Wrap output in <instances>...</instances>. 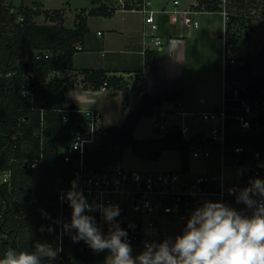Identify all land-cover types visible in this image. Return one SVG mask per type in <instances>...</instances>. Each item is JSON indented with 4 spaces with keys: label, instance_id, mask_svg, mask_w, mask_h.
Segmentation results:
<instances>
[{
    "label": "trees",
    "instance_id": "16d2710c",
    "mask_svg": "<svg viewBox=\"0 0 264 264\" xmlns=\"http://www.w3.org/2000/svg\"><path fill=\"white\" fill-rule=\"evenodd\" d=\"M4 1L0 0V165L10 166L13 176L10 185H0V257L9 248L34 251L37 242L55 241L60 217L58 196L62 189L71 187L78 158L74 155V160L67 162L64 154L73 137L84 130L81 112L71 111L68 122L63 120L61 109L65 107V87L68 90L79 87L72 73L83 75V88L101 87L106 82L110 92L122 91L126 102L129 89L141 93L140 102L126 114L123 126L107 127L108 134L102 136L99 145L86 149L85 160L96 173L106 172L111 163L121 160L126 145L140 156L157 158L164 150H179L187 159L191 143L198 142L196 138L191 142L184 141L182 134L174 128L166 135L152 139L134 137V130L141 119L152 115L157 106L181 99L183 88L164 95H152L146 88V75L126 80L101 69H75L77 46L83 45L90 31L88 16L110 17L117 7L105 0H94L99 5L82 10L77 15L76 26L67 28L62 10H46L45 19L51 23L38 24L35 18L42 12L40 9L6 5ZM21 15L24 19L20 22ZM236 23L238 25L231 34L235 54L243 43L244 34L239 32L249 27L244 19H237ZM39 51L48 52L50 59H36L35 53ZM237 58L244 60L246 65L229 64L226 78L247 80L248 96L261 99L264 56L258 53ZM145 65L151 73L154 71V50H146ZM53 70L60 71L62 75H52ZM255 72L260 76H255ZM27 81L28 88L25 87ZM27 90L29 93L24 95L22 92ZM227 104L231 114L237 102L230 100ZM75 109L80 108L76 106ZM257 120L251 135L243 136L240 131L233 130L229 134L227 148L242 143L254 149H264V117ZM203 144L218 147L210 141ZM41 156L43 162L35 168L23 161ZM32 199L36 201L31 203ZM71 212L67 205L64 222H70ZM45 214L51 219L45 218ZM50 225L55 228L54 232L40 231L41 226L47 229ZM72 234H75L74 230ZM64 236L62 254L65 263L61 264H107L108 250L93 254L84 241L73 243L69 234ZM43 264H48V260Z\"/></svg>",
    "mask_w": 264,
    "mask_h": 264
},
{
    "label": "built area",
    "instance_id": "2783aa9c",
    "mask_svg": "<svg viewBox=\"0 0 264 264\" xmlns=\"http://www.w3.org/2000/svg\"><path fill=\"white\" fill-rule=\"evenodd\" d=\"M117 10L132 11L140 13L144 18L146 29L144 31V43L147 49L161 47L164 44V36L160 30L159 18L166 17L172 24H181L188 17H192V25L200 27V21L195 16L203 12H219L223 19L224 58L223 70V100L218 110L206 112H187L178 110L176 114L182 118L181 122L171 121L169 114L162 112L155 117L154 129L160 136L166 135L172 128L182 134L184 141L191 142L197 139V143H191L189 155L186 159V168L190 157L196 159H218L220 170L211 173H202L193 179L184 174L185 169L164 170V171H140L127 168L122 160L111 163L106 172L96 173L85 160V152L88 147L97 146L102 136L107 135V127L104 125L103 114L96 109H71L65 106L61 109L64 112L63 120L68 122V113L71 111L81 112L84 115V130L78 132L66 149L64 160L70 162L76 160V168L73 172V180H77L79 189L89 203H103L104 205H119L120 216L117 221L120 227L127 231L128 242L136 246L144 247L145 241L159 243L171 237L173 231H182L186 225L190 213L204 200L223 201L245 215H251V210L243 203L237 204L235 197L229 195L230 188L243 189L247 187L250 179H264V149H254L242 143L235 144L231 149L227 148L229 134L238 130L241 134L251 135L253 127L258 124L256 119L264 117V88H262L261 99H251L247 80L226 78V71L229 64L245 66L244 60H239L234 53L235 44L231 39L237 19H244L250 25L254 19H264V0H189L184 5L182 0H173L172 7L164 6L160 9L153 8L152 0H117ZM24 19L23 15L18 21ZM248 25V26H249ZM248 28V27H247ZM247 28L241 32L244 34ZM101 34V32H99ZM247 34V31H246ZM78 52L83 50L81 45L77 46ZM48 52H36V59H50ZM7 74V75H11ZM61 72L53 70L52 75H60ZM76 85L81 87L83 75L77 74ZM132 76V80H135ZM25 87H29V81ZM101 89L109 90L105 82ZM29 90L23 91L24 95ZM134 92H128L133 94ZM235 100L237 106L229 114L227 102ZM179 107L183 104L178 103ZM194 117L196 120L212 124L207 130H192L187 118ZM256 121V122H255ZM207 131V133H206ZM210 141L218 147L204 145L203 142ZM2 155L0 154V161ZM13 160V159H12ZM25 163L32 168L43 162V156L38 159H24ZM1 163V162H0ZM228 167L239 169L241 172L242 184L237 185L236 180H228L225 176V169ZM13 171L10 166L0 165V185L11 184ZM64 188L58 196L60 206L59 222L67 219V201H61V192H67ZM36 199H32L35 202ZM95 216L100 230L107 234L108 224L104 222L99 212L89 213ZM2 213H0L1 223ZM61 224L59 223L58 233L55 241L50 242L53 247H60L55 260L48 261V264L65 263L63 257L65 236L62 235ZM1 239V237H0ZM91 250V249H90ZM93 254H97L91 250ZM101 253V252H100Z\"/></svg>",
    "mask_w": 264,
    "mask_h": 264
},
{
    "label": "rangeland",
    "instance_id": "374dc122",
    "mask_svg": "<svg viewBox=\"0 0 264 264\" xmlns=\"http://www.w3.org/2000/svg\"><path fill=\"white\" fill-rule=\"evenodd\" d=\"M105 2L115 7L118 5L117 0H105ZM172 2L173 0H153V8L157 9L163 4L171 8ZM182 2L184 5H187L189 0H182ZM4 3L6 5L14 4L16 7L21 5L35 6L36 9H40L42 12L37 14L36 17V22L38 24L51 23L49 20L45 19L44 13L46 10H62L64 12L65 26L67 28H74L76 26L77 15L82 10H89L93 6L99 5V3L94 2V0H5ZM123 16H125V18H123ZM139 16L142 15L137 12L124 13L121 10L114 15L113 19H105L106 22L100 17H95L92 27L90 26V31L86 35V38L95 44V50L93 52H96V54L94 56L98 57L101 52H109L104 50L101 46V41L111 32L110 27H117L118 29L121 27L122 22H125L124 19L126 18L129 23L132 24L135 22L138 24V19H140ZM196 18L201 22L200 28H195L192 25V17H188L181 25H170L172 30H174L173 27L177 28L175 29L177 34L184 33L186 35V37L175 38L185 40L184 44L188 45V50L184 49L186 52H170V50L167 49L168 38L165 41L164 48L151 46V49L154 50V65L156 71L158 70L159 72L161 69L164 72V74L156 76V82L160 81L161 83V86L158 87L157 90L164 95L177 90L176 87H179V84L184 82L188 83L186 89L190 99L188 103L193 106L192 110H194V112H199L200 110H212L215 106H222V84L224 75L221 64L224 58V42L222 39L224 27L222 15L219 12H203L197 15ZM162 19L166 22L165 18ZM164 25H166V23H164ZM181 27L182 29H179ZM248 30L251 32L250 38L248 39V35H246L245 31L243 43L238 51L239 53L237 52L236 55L243 56L257 54L259 52L264 55V19H254L249 25ZM98 31H101L104 35L101 36L98 34ZM220 33L221 37H219ZM117 36L118 35H115V37ZM120 46V43L112 45L114 49H119L118 47ZM109 48L110 47H107L106 49ZM90 52H92V50H90ZM183 55H186L188 69L181 68L180 66L179 61L184 58ZM142 65V69L145 67L146 77H150L151 71H149V68L144 62ZM72 74L74 78L76 74ZM185 74L187 76L182 79ZM61 75L62 73L58 76ZM175 77H178V79H173ZM137 94L138 93L129 94L128 101L126 102L121 92H104L101 87L90 86L86 88H70L65 91V99L66 105L71 106L76 104L74 101L76 98H81V101L77 103L79 108L83 110H100L103 114L104 125L106 127L121 128L125 123L126 114L140 102L141 94ZM168 108L177 109V106L173 102H167L165 105L157 106L152 115L142 118L134 130V137L140 140L159 137L160 135L156 133L154 129L155 117L159 111H164ZM179 121L181 122L182 119L179 118ZM187 122L194 131L197 129L208 131L210 128V123L196 120L194 117L187 118ZM121 160L127 168L140 171L185 169L184 174L189 179H193L202 173L206 174L220 170V161L218 159H196L190 157L188 160V168H186V157L179 150H164L159 157L149 158L136 154L130 145L124 147L121 153ZM225 176L230 181L236 180L238 186L242 184L241 172L239 169L228 167L225 169ZM141 247L142 246H139L138 248ZM138 248L134 249L132 247L133 256L143 251Z\"/></svg>",
    "mask_w": 264,
    "mask_h": 264
},
{
    "label": "clouds",
    "instance_id": "9594fccd",
    "mask_svg": "<svg viewBox=\"0 0 264 264\" xmlns=\"http://www.w3.org/2000/svg\"><path fill=\"white\" fill-rule=\"evenodd\" d=\"M229 195L236 203L251 210L245 215L225 202L204 200L189 215L181 234L163 241H145L144 249L133 256L128 233L117 221L119 205L89 203L79 189L77 180L67 192H61V201L72 209L70 222H59L62 235L69 234L73 243L84 241L96 253L108 250V264H264V179H250L243 189L230 188ZM99 212L108 224L107 234L97 225ZM45 218L51 219L45 214ZM54 232L51 225L40 231ZM74 230L75 234H72ZM62 248L37 242L34 251L9 248L0 264H43L57 258Z\"/></svg>",
    "mask_w": 264,
    "mask_h": 264
},
{
    "label": "crops",
    "instance_id": "0c3cea01",
    "mask_svg": "<svg viewBox=\"0 0 264 264\" xmlns=\"http://www.w3.org/2000/svg\"><path fill=\"white\" fill-rule=\"evenodd\" d=\"M164 6H166V5L163 4L160 7H158L157 9L163 8ZM24 7H31V6H24ZM119 11H121V10H116L114 15L116 13H118ZM123 12L124 13H131L132 11H123ZM114 15H112L110 17L99 16V15L88 16L89 28H90V26L92 27V23L94 21L93 19L95 17H100V18L104 19L103 21L106 22L105 19H113ZM139 17H140V19H138V24H136L135 22L131 24V23H129L128 19L126 18V19H124L125 22H122L121 27H119L118 29H117V27H110L111 32H109L108 35L105 36L104 39L101 41V46L104 48V50L109 51V52H101L102 55L100 54L98 57L94 56L96 54V52H93L95 50L94 42H90L88 40V38H85L84 43H83L84 45H82L83 50L77 52L74 55L75 69H78V70H80V69H90V70L101 69V70H105L110 75L123 76L126 80L130 79V77H132V76L140 77L142 75H145V73H146L145 67L142 69V66H143L142 63L143 62L145 63V52L144 51L146 49V45L144 43V39H145L144 38V31L146 29V26L144 24L143 16H139ZM123 18H125V16H123ZM194 19H197L196 16L194 17ZM35 20H36V18H35ZM159 20H160V30H161L160 32L164 36V44L161 46V48H164L165 43H166L165 41L168 38L167 49H169L170 52H186V50H184V49L188 50V45L184 44L185 40L175 39V38L184 37V36L186 37V35L184 33L177 34L175 32V29H177V28L173 27L174 30H172V28H170V25H172V23H170L167 19H165L166 22H164V19H162V17L159 18ZM164 23H166V25H164ZM174 25L178 26L181 24H174ZM200 27H201V22H200ZM165 28H166V30H165ZM179 29H182V27ZM246 31H247L246 35H248V38H250L251 32L248 30V28L246 29ZM99 32H101V31H98V34H99ZM100 35L102 36L104 34L101 32ZM115 35H118V36L115 37ZM219 37H221V33L219 34ZM118 43H120L121 46L118 47L119 49H114V47H112V45L118 44ZM107 47H110L112 49H110V48L106 49ZM149 49H151V48H149ZM90 50H92V52H90ZM151 50H153V49H151ZM259 53H261V52H259ZM248 55L255 56L256 54H248ZM248 55H243V56L240 55L237 57L243 58V57H246ZM183 57L184 58L181 61H179L180 66H181V68H185V69L187 68L188 69V64L186 63V55L185 56L183 55ZM221 67H222V64H221ZM136 72H138V73H136ZM152 73H155V74H152ZM152 73H150L151 74L150 77L146 78V80H147L146 81V88H147L148 92L152 95H163V93H160L157 90L158 87L161 86V83H160V81L156 82L157 81L156 76H159V74H164V72L161 69L159 70V72H158V70L156 71V67L154 65V71ZM254 75L260 76V73L256 74V72H255ZM186 76L187 75L185 74L182 77V79L185 78ZM173 79H178V77H175ZM173 79H170V80H173ZM170 80H165V81H170ZM163 83H167V82H163ZM187 84L188 83L184 82L182 84H179L178 85L179 87H176V89L183 88L182 98L178 99L176 101H173V103L177 106V109L168 108L164 111H159L157 113V115L162 113V112H165V113L169 114V119L171 121L180 122L179 118H181V116L176 114V111H178V110L193 112V113H199L200 111L206 112V111H212V110L220 109L221 106L220 107L215 106V107H213L212 110H205V111L200 110L199 112H194V110H192L193 106L188 103V101L190 99H189L188 91L186 90ZM129 90H130L129 92L133 91L134 92L133 94H136V93L141 94L139 92V90H136L133 88H131ZM108 91H106V92H108ZM119 92H121L123 94L122 91H119ZM119 92H116V93H119ZM222 100H223V84H222ZM74 101L76 102V104H73V105L78 106L77 103L79 101H81V98H76V100H74ZM179 101L182 102L183 108L178 106L177 103ZM165 104L166 103L161 104V105H165ZM64 105L67 106L66 100H65ZM179 108H181V109H179ZM211 125L212 124H210V126ZM181 233H182V231H173L171 233V238L174 239L176 235L181 234ZM132 245H131V247H133L134 249L135 248L137 249L139 247V246H132ZM138 249L143 250L144 247L143 248L141 247ZM108 255H109V251L107 252V257H108ZM107 264H108V262H107Z\"/></svg>",
    "mask_w": 264,
    "mask_h": 264
},
{
    "label": "water",
    "instance_id": "95a60500",
    "mask_svg": "<svg viewBox=\"0 0 264 264\" xmlns=\"http://www.w3.org/2000/svg\"><path fill=\"white\" fill-rule=\"evenodd\" d=\"M67 90H68V87L66 86V87H65V91H67ZM70 107H71V109H75V108H76L75 105H71Z\"/></svg>",
    "mask_w": 264,
    "mask_h": 264
}]
</instances>
